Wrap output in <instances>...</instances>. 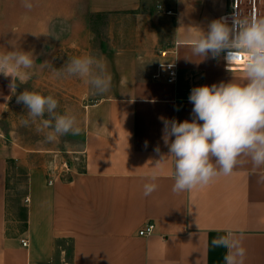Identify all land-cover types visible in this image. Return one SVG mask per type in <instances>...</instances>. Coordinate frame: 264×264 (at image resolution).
Returning a JSON list of instances; mask_svg holds the SVG:
<instances>
[{
  "label": "crops",
  "instance_id": "obj_1",
  "mask_svg": "<svg viewBox=\"0 0 264 264\" xmlns=\"http://www.w3.org/2000/svg\"><path fill=\"white\" fill-rule=\"evenodd\" d=\"M233 1L31 0L28 10L23 0H0V53L11 43L32 51L38 78L51 71L45 61L60 69L63 58L91 54L111 78L104 94L83 81L81 132L70 147L82 166L70 164L53 184L34 150L0 137V264H225L228 249L212 242L228 232L242 235L244 264H264V168L237 166L179 194L172 159L153 168L154 148L168 153L160 117L192 119L189 87L244 81L243 69L194 56L190 46ZM175 49L178 82L155 79ZM9 82L0 75V114ZM17 169L26 175L20 201ZM154 170L158 189L145 197ZM149 222L155 231L141 236Z\"/></svg>",
  "mask_w": 264,
  "mask_h": 264
},
{
  "label": "clouds",
  "instance_id": "obj_2",
  "mask_svg": "<svg viewBox=\"0 0 264 264\" xmlns=\"http://www.w3.org/2000/svg\"><path fill=\"white\" fill-rule=\"evenodd\" d=\"M23 7L31 10L33 3L23 0ZM11 45L12 50L0 53V75L11 78L10 93L27 110L21 124L37 125V132L47 130L45 141L49 143L69 133L79 135L76 116L67 111L58 113L59 101L52 95L28 90L17 93L21 84L32 79L36 56ZM190 46L198 57L218 59L223 54L229 66L242 59L244 81L193 87L188 97L193 105L191 120L160 117L161 138L168 153H161L157 145L154 151L159 159L153 168L158 169L166 158L172 159V191L176 194L206 186L219 175H230L237 166L250 163L254 170L264 168V17L240 18L235 11L230 23L223 17L214 19L206 32L200 30V35L191 39ZM45 63L56 77L83 79L94 94L110 90L111 78L103 60L91 54L73 57L60 69ZM158 176L159 171L154 170L144 184L145 197L158 189ZM260 181L264 182V176ZM212 243L228 249L225 264H244L242 235L236 238L228 232Z\"/></svg>",
  "mask_w": 264,
  "mask_h": 264
},
{
  "label": "rangeland",
  "instance_id": "obj_3",
  "mask_svg": "<svg viewBox=\"0 0 264 264\" xmlns=\"http://www.w3.org/2000/svg\"><path fill=\"white\" fill-rule=\"evenodd\" d=\"M70 59L71 58H63L58 65L64 66ZM83 81V79L74 76L56 77L55 74L50 71V73L43 78H38V75H33L31 80L21 84L17 88V93L28 90L40 92L44 95H52L59 101L57 112L64 114L67 111L75 115L77 118V126L79 127L82 119L83 101H86L83 97L85 93H87ZM5 95L7 102L6 111L0 114V137L3 140L34 150L31 156H36L35 158L38 159V164H47L48 168H50V166H57L58 170H60L63 163L67 161L72 166L76 165L78 169H81V154H76L70 149L73 145L72 139H74L73 137L75 135L69 133L60 136L55 142H46L45 135L47 130L44 132H37V125L30 124L27 127L23 126L21 120L27 118V110L24 108L23 104L16 103V97L11 95V93L9 95L11 98L7 96L8 94ZM4 99L5 98L0 96V104H3ZM18 170L19 169H17L16 172L19 174L18 182L20 183V187L17 190V195L15 193L14 197L20 201L25 190L23 185L26 182V175L22 170Z\"/></svg>",
  "mask_w": 264,
  "mask_h": 264
},
{
  "label": "built area",
  "instance_id": "obj_4",
  "mask_svg": "<svg viewBox=\"0 0 264 264\" xmlns=\"http://www.w3.org/2000/svg\"><path fill=\"white\" fill-rule=\"evenodd\" d=\"M160 9L161 6H158ZM237 12V15L240 18H251L254 14L259 17H264V4L263 0H234L233 1V10L230 14H227L224 16L226 20L230 23L231 17L234 12ZM166 14H172V11H166ZM171 54L170 61L166 62L165 64H162V71L157 72L153 77L155 79H164L169 84H176L179 80V65L177 60V52L176 49L169 52ZM164 56L168 54V51L162 52ZM214 59V58H213ZM214 60H222L226 66L227 69H243V60L237 61L229 66L228 61L224 58V55L222 54L220 58L214 59ZM193 87H189L187 89L188 94H190V91ZM189 97V96H188ZM188 97L186 100L189 101ZM70 164L65 161L63 163V166L58 170L57 166H50L48 173H49V180L48 184L51 185L54 182V179L59 175H62L63 173H66L69 171ZM155 231V224L153 222H149L144 228H142L139 231V234L141 236H148L151 235ZM22 245L24 247H27L29 245V242L27 239H22Z\"/></svg>",
  "mask_w": 264,
  "mask_h": 264
}]
</instances>
